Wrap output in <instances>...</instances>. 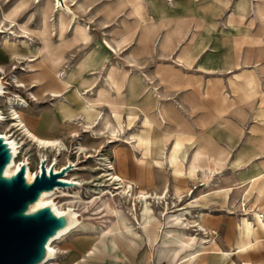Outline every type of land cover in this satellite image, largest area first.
I'll use <instances>...</instances> for the list:
<instances>
[{
  "label": "crops",
  "instance_id": "1",
  "mask_svg": "<svg viewBox=\"0 0 264 264\" xmlns=\"http://www.w3.org/2000/svg\"><path fill=\"white\" fill-rule=\"evenodd\" d=\"M122 4L128 5L133 17V25L124 22L123 27L117 29L123 42L135 38V46L131 47L127 55L128 62L139 64V60L145 58L146 61L159 63L163 88H168V83H175L176 77L169 69L170 66L176 69L177 102L170 104V114L168 101L162 95L160 98L154 89L150 91L148 83L141 76L132 70L128 73L119 65V74L115 73L111 82L107 77L109 69L104 65L108 50L104 51L102 45H109L116 52L117 49L105 38L94 43L90 31L86 42L74 45L82 46L85 51L95 50L100 58L98 69L103 67L105 87L98 85L96 95L100 92V104L95 107L100 111L106 104L111 110L109 117H113L115 123L121 122L125 128L128 127L126 130H132L136 123L140 124L136 133L127 136L132 148L141 154V158L137 159L139 162L150 159L156 167L168 166L172 175L180 176L174 173L175 168H172L168 159L171 148L177 143L180 147L177 158L181 165L176 169L187 175L184 177L189 179L188 171L193 167L195 176L189 180L203 178L202 185L209 187L214 175L220 174L222 177L215 185L214 192L205 191L199 198H190L187 204H201L202 201L210 200L209 205L212 206L211 196L214 195L223 197L233 208L237 206L242 212L238 227L239 241L229 249H221L215 240L204 241L197 247L198 234L192 246L183 248V243L188 239L184 227L186 224L192 227L193 221H196L200 225L202 223L205 229L203 217L207 210L200 207L194 215H190L192 221L185 219L186 223L182 219L183 213H170L169 220L164 222L167 233L161 236L164 244L153 247L148 245L147 239L144 241L143 236L141 239L136 238L119 224L110 225L108 232H104L101 225H89L60 243V251L64 257L68 256L66 264H154L156 260L167 264H250L243 258L258 242L256 239L257 242H251L249 236L255 238L256 230L259 229L255 217L264 222V0H118L115 6ZM136 5L142 9L143 19L137 15L134 9ZM67 6L70 7L68 1ZM108 11L112 12L113 9L108 8ZM33 14L39 19L38 30H41L43 6L40 4L35 8ZM72 33L67 27L65 37L70 38ZM114 42L118 47L119 43ZM97 44H100V49ZM154 46L159 52L156 56L152 55ZM174 47L177 48L176 53L171 56L169 52ZM80 57L71 65V72L75 70ZM114 57L118 59V53ZM148 74L154 78L150 72ZM87 85L94 87L96 79L89 80ZM207 95L209 99L205 98ZM62 97L64 102L56 104L53 110L68 109L64 114H70L72 118L62 123L53 111V119L44 116V122L50 123V138L52 132L62 130L66 122L74 125L75 117H83L79 110L80 102L72 90L63 91ZM119 104L127 112L125 119H121L120 113L116 112ZM100 114L104 115L101 111ZM146 119L156 128L153 124H144ZM128 120L130 124L132 122L129 126ZM244 127H248L250 133H244ZM143 138L145 145H141ZM186 153L190 154V158L184 169L181 158ZM87 155L88 159L92 157L91 153ZM113 173L122 180L120 185L114 183L115 190L121 191L131 186L133 194H157L156 191L135 190L136 184L116 174L115 167ZM165 190L169 194L166 183L160 193ZM116 198L123 199L121 196ZM247 203L254 209L248 210ZM119 210L108 213L109 219L114 220ZM247 222L254 224L251 232L245 229ZM153 228L149 230L152 238L156 235ZM78 234L93 235L95 243L86 240L76 249L69 241ZM185 251H191L196 258L186 261L182 253ZM56 264L61 263L56 261Z\"/></svg>",
  "mask_w": 264,
  "mask_h": 264
},
{
  "label": "rangeland",
  "instance_id": "2",
  "mask_svg": "<svg viewBox=\"0 0 264 264\" xmlns=\"http://www.w3.org/2000/svg\"><path fill=\"white\" fill-rule=\"evenodd\" d=\"M34 1L41 2V0H31V7L29 10L24 11L17 18L5 19V16L9 17L12 11L18 7V5L20 4V0H10L9 2H7V0H0V3L2 5L0 8V21H3L6 24L5 26L4 24H2L3 29L1 30L2 32L0 31V81L5 87V93L3 94V97L0 98V111H2L4 117L6 119L10 118V111L8 106L9 99H11L12 102H14L13 99H21L29 106L28 108L24 107L17 109V111H19L21 121L27 127L29 126L30 130L35 129L36 131L41 133H38L39 135L49 139L55 138L58 142H60L61 145L63 144V146L67 148L66 152H64L61 158L58 159L57 167L68 164V161H72L73 163L78 162L77 164H79L80 167H83L84 170L78 171L77 174L73 176L88 180L89 184H87L86 186L84 185L85 187H88L91 189V191H93L96 186L98 187L99 185H102L103 187H100L101 189L105 186H108L109 188L115 190L116 185H110L109 182L104 181L105 177H102L103 172L101 169L105 167L104 161L111 162L115 167L116 174H118L124 180L135 183V190H145L149 192L156 191L157 193H160L162 187L166 183L169 188V211H173L174 214L183 213L184 216L182 219L185 223L187 221L185 219H188L190 221L193 220L192 218H190V215H194L198 208L201 207L207 210L206 212L204 211L206 215L203 217V225L208 231V238H205L203 237V235L199 234L197 236V247H200L202 245V242H207L210 240H215L221 249H229L234 247L235 244L239 241L238 227L242 218V212L237 206L236 208H233V205H230V203H228L223 197L214 195L211 196V204H213L212 206L209 205L210 200L202 201L201 204H187L190 198H193L194 196H196V198H199L205 191H207L208 193L214 192L216 190L215 185L218 183V181H220L222 177L220 176V174L214 175L210 182V186L207 187L206 185H202V183L204 182L203 178H198L194 181H190L185 177L172 175L170 169L167 166H164V168L156 167L150 159L146 160L145 162H139L137 159L141 158V154L138 150L132 148L131 144L127 142V136L129 134L136 133L139 129L140 124L136 123L132 130H126L125 128L124 134L121 133L120 136H115L114 138L111 137L108 131H114L116 123L113 117H109V115L111 114V110L109 109V107H107L106 104H104L105 106L100 108L101 113H104L105 116L104 120L101 121L102 123H95L96 125L94 124L91 126V128H93V130H96L97 132V139H92L90 136L91 133H87V130H85L81 125L82 119L87 121L88 124L94 123L96 118L100 114V111H98V109L96 108L95 110L91 109V112L87 113L82 109V105L84 104L83 98L88 99V101L90 102L98 103L97 100L99 93L96 95L97 87H93V91L84 96L85 93H83L82 90L90 89L92 87H89L87 85L88 82L82 86H77L78 82L75 81V79H78L77 73L80 66L91 59L93 55H97L96 52H94L95 50L85 51L86 49L82 46L74 45L77 44V42H75L74 40L77 37L75 34L78 30L84 31L86 33V40H88L89 32L91 31L94 43L105 38L109 40L110 44L117 49V53L120 58L115 60V57L113 56L114 62L112 60L113 57L108 58L104 63V65H107L106 69L111 68L112 66L110 67L108 66V64L112 63L116 68L115 70H117L116 73L118 74L119 65V67L123 68V70H128V73H130V71L132 70L134 74L141 76L145 80V82L148 83L150 91L154 89L155 92L158 93V96L162 95L163 99L168 101V110L170 109V114H172L170 104H175L177 102L178 86L176 85V82L178 77L176 69H173L171 66L169 69L170 72L173 71L176 77L174 78L175 83L173 85L171 83H168L169 87L163 88L160 83L159 63L157 64L152 61H146L145 58H141L139 60L140 65L136 64L135 62H128L127 55L129 54V50L131 49V47L135 46V38L129 39L127 42H123V38L120 36V34L117 33V29L122 28L124 22H126L128 25H133V17L130 14L128 5L122 4L117 7L115 6V4L116 2H118V0H68V4L70 5L72 11L74 13L76 12L75 14L78 17L77 20L80 21V24L71 26L69 20L66 19V24L65 22H63L61 25L62 17L59 15V13H57L56 11H50L49 19L47 20V28L44 21L42 20V28L41 30H38V28L40 27L39 19L35 14H33L35 8H37L38 6H36L37 4L34 3ZM40 4L43 6V10H45L46 3L41 2ZM108 8H112L113 11L109 12ZM11 19H13L14 21V24L12 26L8 24V21ZM67 27L71 30V33L74 32L72 33V36L70 38L65 37V30ZM25 30L29 32V36H26L22 33ZM4 40L17 45L20 48V53H18L19 55H14L13 58H11V56H9V53L3 51ZM114 41H117L119 43L118 47L115 46L116 43ZM22 42H26L31 49H37L39 51L38 55L34 56L31 53L25 52L24 49L20 46ZM48 44H51V52H49L50 48L49 50L46 49V46ZM97 47L98 49H100V44H97ZM176 49L177 48L175 47L172 48L169 54L172 56L173 53H176ZM157 51V47L154 46L152 55H158L159 52ZM79 56L81 57L76 63V68L71 72V65ZM171 56L168 57L169 61ZM56 61L58 62V64H56ZM48 68H50V70ZM56 68H58L57 71ZM57 72L59 74H57ZM63 72L68 75V86L71 87L70 90L74 92L75 97H77V100L80 102L79 110L80 112L82 110L81 113L83 114V117L79 119L78 117H75L73 122L74 125L66 122L64 124V127H62V130L57 132L53 131L51 135L52 138H50V134L48 132L49 130L51 131V128L49 126L50 123L47 124V122H44V116L53 119V113L57 114L62 123L63 120L69 117L72 118V115L64 114L68 109L55 108L53 110V107H55L56 104L64 102L62 92L65 90L60 79V75ZM100 72L101 73L99 77H97L96 79V83L105 87V84H103V67L100 68ZM149 72L154 78H152L150 74H148ZM86 75L89 80H92L88 76L89 74ZM14 78H18L19 84H22L24 87H19L14 81ZM202 82L203 81L201 80V83ZM78 91H80L81 93L79 94ZM52 93L59 94V97H52ZM81 94L83 95V97H81ZM32 96L35 97V100L32 99ZM205 98L209 99L210 96L207 95L205 96ZM99 104L100 103H98V105ZM116 107L117 112L120 113L121 119H125L127 112L124 107H122L120 104ZM85 121L83 122L85 123ZM143 122L144 124H153L147 119ZM243 132L250 133V130L248 129V127H244ZM0 135H12V137L15 138H13L15 141L20 143L22 142V137L19 131L11 128L7 121L0 122ZM141 143V145H145V138L141 140ZM22 147L23 148H21V152L18 155L16 162H29V171L33 174V172H36L38 170L39 149H37L33 144L27 142L26 140L24 141V145ZM75 147L83 148V151H85L83 155L79 157L77 155H74L72 152ZM42 153L47 154L48 158L53 161V153L49 151H43ZM87 153L92 154V157L90 159H88L87 156L89 155H87ZM189 158V153H186V156L181 158L184 163V169L189 164ZM191 169L194 168L192 167ZM72 187L75 188L77 186ZM82 189L75 188V190H61V193L57 191L53 196L50 197V200L54 201L56 204L59 203L62 208L73 207L74 210H79L82 213L80 219H82L83 216L85 217V220L82 221V223L85 225L80 230L86 229V227L89 225H100V221H97V219L102 216H99L98 214L99 207L100 214L102 212H105L107 214L114 213L116 210L121 208L124 209L125 213L129 216V202L127 200L125 201L124 199L115 197L112 198L109 202H106V198L100 196V198H95L92 201V198H90L89 194H86L85 188L83 190ZM192 191L193 193H191ZM178 198L182 201H178ZM77 199H81L82 202L78 203ZM83 206H85L86 209H83ZM155 206L156 205H154V209L158 214L159 211L163 209V206ZM137 209H139V207H137ZM247 209H254V206H249V203H247ZM161 219H163V217ZM184 227L187 234H195L193 228L190 227V225L186 224ZM253 227L254 224L252 222L245 223V229L247 232L250 231V229ZM155 230L156 229H154V231ZM213 231L215 232V235L212 234ZM249 236L251 238V242L255 239L258 242L252 250L248 251L250 253L247 254L245 258H243V261H247L250 264H264V234L257 231L255 238L252 235ZM86 240L90 241L91 243H95L96 238L93 235L89 234H78L71 237L69 242H72L77 249ZM194 242H196V239ZM60 243L61 242L55 245L57 253L56 259L54 261H58L61 264H66V259L68 258V256L64 257V254L60 251ZM207 245L208 244L206 243L205 246ZM190 252L191 251H185L182 253L186 256ZM160 263L167 264L166 262L161 260L154 261V264Z\"/></svg>",
  "mask_w": 264,
  "mask_h": 264
},
{
  "label": "bare ground",
  "instance_id": "3",
  "mask_svg": "<svg viewBox=\"0 0 264 264\" xmlns=\"http://www.w3.org/2000/svg\"><path fill=\"white\" fill-rule=\"evenodd\" d=\"M9 1L10 0H7V2H9ZM30 1L31 0H20V4L18 5V7L12 11V13L10 14L9 17H6L5 16V19H8V18H17L18 16H20V14L23 13L26 8H28L29 6H31ZM67 1L68 0H41V2H45L46 3V8H45V10H43V14H42V17H41L42 20L45 23L46 28L48 26L47 25V20L49 19V13H50V11H53V12L56 11L57 13H59V15L62 17L61 18V25H62L63 22H65V24H66V19L69 20L71 26L72 25L80 24V21L77 20L78 19L77 15L72 11V9L69 6H67ZM41 2L34 1V3L37 4V5L35 4L36 6H39ZM1 6L2 5L0 3V8H1ZM134 9H135L137 15L140 18H142L143 16L141 14V12H142L141 11L142 10L141 7L139 5H136V7ZM142 23H144V22H142ZM2 24H4V26L6 25L3 21H0V31L3 29ZM8 24L12 26L14 24L13 19L9 20L8 21ZM81 26H83V25H81ZM22 33L24 35H26V36H29L28 35L29 32L26 31V30L23 31ZM75 35L77 36V37L75 36L76 37L75 40H74L75 42L80 43V42H86L87 41L86 40V36L87 35H86V33L84 31L78 30ZM41 44H42V42H41ZM20 46L24 49L25 52L31 53L34 56H37L38 53H39V51L37 49H35V48H32L31 49L27 45L26 42H22ZM50 46H51V44H48L46 46V49L49 50ZM102 47H103V50L104 51L105 50H108V52L106 53V56H105V59L106 60L108 58H111L110 56H116L117 55V52L115 50H113L109 45L108 46L107 45H102ZM19 50H20V48L17 45H15L13 43H9L8 41L4 40V43H3V51L9 53L10 54L9 56H11V58H13L14 55H19L18 54V53H20ZM49 52H51V48H50V51ZM42 57H44V56H42ZM112 60L114 62V59H112ZM43 63H44V61H43ZM56 64H58V62ZM99 64H100V58H99L98 55H93L91 59H89L87 62L83 63L80 66L79 71L77 73V78L79 79L78 80L79 82L77 83V86H82V85H84V84H86L88 82L89 79L87 78V75L86 74H89L88 76L92 80L93 79H97V77H99V75H100V70L98 69ZM108 66H110V67L112 66V67L111 68H108L109 70L107 69L108 70L107 77H108V79L111 80V82H113L112 77L116 73L117 70H115L116 68L113 66L112 63L111 64H108ZM48 69L50 70V68H48ZM57 69L58 68H56V71H57ZM57 74H59V73L57 72ZM67 77H68V75H66L65 72H63L60 75V79H61V82L63 84L64 90L65 91H70V88L71 87L68 86ZM14 81L16 82V84L19 87H24L22 84H19L18 78H14ZM106 84H108V83H106ZM249 84H250V82L248 83V85ZM98 85L99 84L96 83V85L94 87H97L98 88ZM109 87H111V85ZM93 89L94 88L92 87L90 89L82 90V92L85 93L84 96H86L88 93H90L91 91H93ZM104 90H105V88H104ZM106 90H107V88H106ZM80 91H78L79 94L81 93ZM4 93H5V87L3 86V84L0 81V98L3 97V94ZM51 95L54 98L59 97V94H56V93H52ZM81 97H83L82 94H81ZM32 99L35 100V97L32 96ZM83 100H84V104L82 105V109L84 111H86L87 113H89V112H91V109L95 110L96 109L95 106H97L98 103H100V92L98 94V100H97L98 103L90 102L86 98H83ZM13 101L14 102H12V100L9 99V105L8 106H9V111H10V118L9 119H6L4 117V114L2 113V111H0V122L7 121L9 123V126L11 128H14L17 131H19V133L21 134V137H22V139H21L22 142L20 143V142L15 141L14 140L15 138L12 137V135L11 136L0 135V138H3V140L6 142V144L9 145V147H10V149L12 151V154H13L12 162L6 168V171H5L6 175L9 176L11 174H14L20 168V166H22V165L25 164L26 165V171H25L26 180L28 182H31L33 180V177L35 176V174H36L37 171L36 172H33V174L29 171L30 170V167H29L30 163H28V162L26 163L24 161H22L20 163L19 162L18 163L16 162V159L18 158V155L21 152V148H23L22 146L24 145V141L25 140L27 142H30L31 144H33L37 149H39V153H38L39 154L38 155L39 156V162L41 160H44L47 163V165H46L47 168H49V166L51 165V163H53L54 164V171H55V173L59 172L60 168L66 166V164L64 166L57 167L58 166V159L61 158V156L64 154V152H66L67 148L64 147L63 144L61 145L60 142H58L55 139H49V138H46V137H43V136L39 135L41 133H39L35 129L34 130H30L29 129V126L27 127L21 121V118H20V115H19V111H17V109H19V108H24V107H27L28 108L29 106L24 101H22L21 99H16V100L13 99ZM81 112H82V110H81ZM95 113H96V111H95ZM85 115H86V113H85ZM104 118H105L104 115H100L99 114L98 117L96 118L95 122L94 123H91V124H88V122L87 123L86 122L84 123L83 121H85V120L82 119V124L81 125H82V127L85 130H87V132H90L91 133L90 136H91L92 139H97L98 137H97L96 130L94 131L93 128H91V126L94 125L95 123L97 124V123L103 121ZM129 124H130V121L128 120V125L127 126H129ZM131 124H132V122H131ZM126 128L128 129V127H126ZM124 130H125V127L123 126V124L121 122H117L114 131H108V133L110 134L111 137L114 138L115 136H120L121 133L124 132ZM133 144H134V142H133ZM163 145H164V143H163ZM179 150H180V147L176 143L173 146V148H171V150H170L171 152H170V155H169V158L168 159H169V162H170L171 166H173L172 168L173 169L175 168L173 170L174 173L177 174V175H180V176L184 177L186 174H184V172L182 173L181 171H179V170L176 169L177 166L181 165V161L177 158V154H178ZM43 151L44 152H48L49 151V152L53 153V155H54L53 161H51L48 158V155L47 154L42 153ZM84 152L85 151H83V148H78V147L77 148H74V151H73L74 155H77L78 157L81 156V155H83ZM99 162H100V159H99ZM104 162H105V167H103V169H102L103 170V174H104L103 177H105V180L104 181L109 182L110 185L114 184L115 182H117L116 183L117 185H120V183H122V180L119 177H117V176L114 175V173H113L114 167H113L112 163L111 162H108V161H104ZM67 163H72L73 166H74V169H73V171L68 172L62 179H60V181H62V182H69V183H72L73 182V184H75L74 186H77V187H75L77 189L78 188L79 189L80 188L81 189L82 188L83 189L85 188L86 194H89L90 198H92V201L95 198H100V196H101V197L106 198V202H109L112 198L120 197L121 196V198H123L125 201L127 200L129 202V207H128V209H129V216H128V214L125 213L124 209H121V208H119L120 209L119 210V213L117 214V216H116V218L114 220L109 219V217L106 216L107 213H105V212H102L100 214V216L101 215L102 216L100 218H98L97 221H100L101 229L104 232H108L109 226L116 223V224H119L122 227H124L128 232H130L136 238H140L141 239V236H143L145 238L144 241H146V239H147L148 245L150 247H153L154 245H158V244H164V241H162V239H161L162 234L164 233L166 235V233H167V230H166V227L164 225V222L167 221V220H169V218H170L169 215H170V213L173 212V211H169V207H168V198H169V196H168V190H165L164 192L159 193V194L158 193L157 194L156 193L153 194V193H147V192H139L138 194H133V190H132V187L131 186H128L127 188L125 187V188L121 189V191H118V190H113V189L109 188L108 186H105L104 188L101 189L100 187H103V186L102 185H99L98 187L96 186V188L94 187L95 189L93 191H91L90 188L85 187L87 184H89L88 180L80 179L78 177L73 176V175L77 174L78 171L84 170L83 167H80V165L77 164L78 162L73 163L72 161H68ZM99 165H100V163H99ZM194 173H195L194 172V169H189V171H188V178L189 179L190 178L193 179L194 176H195ZM75 188L74 187H72V188H69V187H67V188L58 187V188H56L52 192H44L41 195L40 199L34 205H32V207H31V210H36V209L41 208V207H44V206H50L57 215H66V216L69 217V222H68L67 227L65 229H63L62 231H60L57 234V236L54 239H52L49 242V244L47 245V256H46V260L42 264H54V263H56V261H54L56 259V253H57V250L55 248V245L57 243H59V242L64 241L68 236H70L74 232L82 229L84 227V225H85V224L82 223V221L85 220V217L83 216L82 219H80L81 216H82V213L79 210H74L73 207L62 208L61 205H59V203L56 204L54 201L50 200V197L53 196L57 191L59 193H61V190H68V189H74L75 190ZM77 201H78V203H81L82 202L81 199H77ZM178 201L181 202L182 200L181 199L179 200V198H178ZM154 205H156L157 207L160 206V205H162L163 206V209L161 211H159V213L157 214V212L154 209ZM137 207H139V209H137ZM83 209H86V207L83 206ZM253 216H255V215H253ZM162 217H163V219H161ZM194 217L195 216H193V218ZM198 218H199V215L196 216V219H198ZM255 219L257 221V224L256 225L260 229V232H261V230H262V232H264V222L261 219H259L258 217H255ZM201 225H202V223H201ZM201 225L198 222L193 221L192 227H194L193 228V231H195V234L194 235L188 234V239L186 240V242L183 243V248L184 247H190V246L193 245L194 240H195V235L201 234V235H203V237L208 238V231L207 230L205 231V229H203ZM150 227H154L157 230L156 231V235H154L155 236L154 238H152L151 235H150V231H149L150 230ZM258 230H256V231H258ZM185 237H186V235H185ZM207 242H209V241H207ZM255 242H257V241L255 240ZM249 250H250V247H249ZM236 253H238V251ZM195 258H196V255L194 253H188L186 255V261L187 260H191V259H195Z\"/></svg>",
  "mask_w": 264,
  "mask_h": 264
},
{
  "label": "water",
  "instance_id": "4",
  "mask_svg": "<svg viewBox=\"0 0 264 264\" xmlns=\"http://www.w3.org/2000/svg\"><path fill=\"white\" fill-rule=\"evenodd\" d=\"M13 154L8 144L0 138V264H42L46 260L47 245L69 222L66 215H57L50 206L31 210L44 192L75 184L62 182L72 163L55 173L44 160L31 182L26 180V165L11 175L5 171Z\"/></svg>",
  "mask_w": 264,
  "mask_h": 264
},
{
  "label": "built area",
  "instance_id": "5",
  "mask_svg": "<svg viewBox=\"0 0 264 264\" xmlns=\"http://www.w3.org/2000/svg\"><path fill=\"white\" fill-rule=\"evenodd\" d=\"M26 163H27V161H26ZM28 163H29V162H28ZM212 234L215 235V232L213 231ZM160 264H162V263H160Z\"/></svg>",
  "mask_w": 264,
  "mask_h": 264
}]
</instances>
